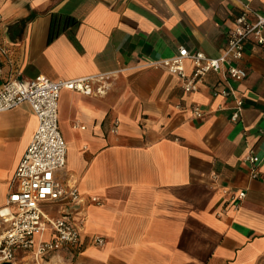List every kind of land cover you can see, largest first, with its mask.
<instances>
[{
    "label": "crops",
    "instance_id": "0c3cea01",
    "mask_svg": "<svg viewBox=\"0 0 264 264\" xmlns=\"http://www.w3.org/2000/svg\"><path fill=\"white\" fill-rule=\"evenodd\" d=\"M243 5L264 13V0H0V89L109 78L103 96L62 90L58 99L66 163L55 179L83 202L68 214L82 222L79 244L13 264H264V44L244 43L236 122L234 99L214 95L220 74L187 94L159 64L181 47L221 55ZM36 128L26 104L0 113V209ZM68 209L41 205L50 220Z\"/></svg>",
    "mask_w": 264,
    "mask_h": 264
},
{
    "label": "built area",
    "instance_id": "2783aa9c",
    "mask_svg": "<svg viewBox=\"0 0 264 264\" xmlns=\"http://www.w3.org/2000/svg\"><path fill=\"white\" fill-rule=\"evenodd\" d=\"M249 39L257 45L264 44V13L254 12L243 5L221 55L212 58L200 52L189 53L181 47L174 57L159 64L180 80L181 88L187 94L198 91L209 73L220 74L223 88L214 95L234 99L230 120L236 122L240 119L243 103L236 98L233 84L246 78L245 71L237 63L242 60L244 43ZM186 62L192 66L189 75L185 71ZM108 79L98 76L54 82L37 77L27 83L8 81L1 87L0 113L26 104L36 116L37 128L14 173L16 188L8 194L5 206L0 209V220L9 221L0 233V264H13L19 254L32 255L36 262L43 255L75 248L79 244L82 222L72 223L68 214L77 212L83 202L74 186H63L55 179V173L66 163V145L58 128V99L62 90L85 96H103ZM192 115L201 119L204 113L193 107ZM116 127L117 123L114 131ZM245 161L251 165V178H256L254 168L258 159L248 155ZM244 198L243 191L229 194L232 204ZM54 202H63L69 209L50 220L42 213L41 205ZM92 203L98 202L92 199ZM104 243V239L98 236L91 240V245L96 247H102Z\"/></svg>",
    "mask_w": 264,
    "mask_h": 264
},
{
    "label": "water",
    "instance_id": "95a60500",
    "mask_svg": "<svg viewBox=\"0 0 264 264\" xmlns=\"http://www.w3.org/2000/svg\"><path fill=\"white\" fill-rule=\"evenodd\" d=\"M1 264H12V263H1Z\"/></svg>",
    "mask_w": 264,
    "mask_h": 264
}]
</instances>
